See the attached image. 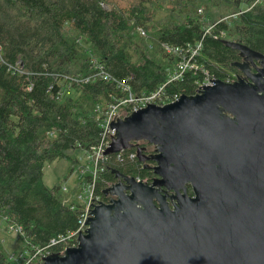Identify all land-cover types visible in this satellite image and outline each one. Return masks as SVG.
<instances>
[{
	"label": "trees",
	"instance_id": "obj_1",
	"mask_svg": "<svg viewBox=\"0 0 264 264\" xmlns=\"http://www.w3.org/2000/svg\"><path fill=\"white\" fill-rule=\"evenodd\" d=\"M225 41L264 53V0H0V220L20 230L33 256L79 228L81 206L48 187L43 170L65 159L71 175L76 150L103 139L96 106L124 97L117 81L135 95L163 88L179 97L195 95L207 77L231 82L241 57ZM196 44L198 68L173 79L178 58L163 45ZM97 66L114 81L93 77ZM116 154L96 182L105 202L114 170L153 181L138 158L120 164ZM0 264H16L2 243Z\"/></svg>",
	"mask_w": 264,
	"mask_h": 264
},
{
	"label": "water",
	"instance_id": "obj_2",
	"mask_svg": "<svg viewBox=\"0 0 264 264\" xmlns=\"http://www.w3.org/2000/svg\"><path fill=\"white\" fill-rule=\"evenodd\" d=\"M225 43L251 81L214 79L113 121L104 153L136 148L145 162L134 142L146 141L156 177L148 184L114 170L122 181L103 191L110 199L94 206L77 246L42 264H264V53Z\"/></svg>",
	"mask_w": 264,
	"mask_h": 264
},
{
	"label": "built area",
	"instance_id": "obj_3",
	"mask_svg": "<svg viewBox=\"0 0 264 264\" xmlns=\"http://www.w3.org/2000/svg\"><path fill=\"white\" fill-rule=\"evenodd\" d=\"M139 31L145 35V32L139 29ZM164 49L178 58L177 68L178 72L173 77V79H178L182 76L184 72L189 69H197L198 67L193 62V59L199 54L201 44H196L194 47H190L187 50L178 47H170L168 45H163ZM98 76L104 80H112L114 79L111 75L106 72L101 66L96 67V73L93 77ZM92 76L90 78H93ZM87 78V80H90ZM214 78L207 77L202 83L199 84L198 89L201 86L211 84ZM119 87L122 88L124 92V97L120 100H116L115 102H110L107 105H97L96 113L98 115V120H100V125L103 130V139L96 145L91 147L90 149L84 150L85 156L89 158L88 162L91 163V167H87L89 172L91 173V178L89 181L84 183L81 187L83 191L78 195L77 202L81 206V214L79 216L78 225L79 228L70 234L68 237H61L59 240H52L50 245L42 250H38L37 253L30 258L26 264L31 262L34 258H38L39 263L43 262V258L52 254L53 252H49L48 248L50 246L59 244L60 242H65L66 244L63 246V249L59 252H64L68 247H74L78 244V236L81 232L87 229L86 222L91 217V211L94 206L99 205L101 202H105L101 196L96 193V182L100 172H103L106 168V164L109 161L108 155L104 152L109 147L112 138L115 135V132H111L109 130L113 121L117 118H124L125 116L130 115L131 113L138 111L142 108L147 107L150 104H156L159 106L174 102L179 99V96H169L165 95L163 92V88L150 93V94H142L135 95L130 86L126 84V82L117 81ZM197 89V90H198ZM129 152L127 154L124 153L125 150L118 152L115 155V161L120 164H125L127 162H134L137 159V151ZM93 157H95V161H92ZM142 164V163H141ZM143 165V164H142ZM137 182H145L143 178L140 176L135 177ZM72 208H75V205H72ZM15 228V227H14ZM19 230V229H18ZM20 231V230H19ZM75 238L77 243H67L69 238ZM48 250V251H47Z\"/></svg>",
	"mask_w": 264,
	"mask_h": 264
},
{
	"label": "rangeland",
	"instance_id": "obj_4",
	"mask_svg": "<svg viewBox=\"0 0 264 264\" xmlns=\"http://www.w3.org/2000/svg\"><path fill=\"white\" fill-rule=\"evenodd\" d=\"M75 156L79 162L71 175H67L70 162L65 159L47 163L43 170V182L48 187L59 186V194L68 205L79 204L76 199L83 191L81 186L91 178V173L87 168L91 167V163L88 162L89 158L85 156V152L76 150ZM95 159L93 157L91 160L92 165ZM0 243L4 245L7 256L16 264H24L33 258L31 252L25 248L23 234L17 228L8 225L5 220H0Z\"/></svg>",
	"mask_w": 264,
	"mask_h": 264
},
{
	"label": "flooded vegetation",
	"instance_id": "obj_5",
	"mask_svg": "<svg viewBox=\"0 0 264 264\" xmlns=\"http://www.w3.org/2000/svg\"><path fill=\"white\" fill-rule=\"evenodd\" d=\"M240 61H242V58H240ZM249 66H250V73L256 74V66H258V62L256 61L254 65L253 64H249ZM263 78H264V76H263ZM238 79H244L247 82H250L251 81L248 77H246L239 70L235 73V77L232 78V79H230V80H231V82H233V81H236ZM220 110H221V115L222 116L228 117L230 119H233L234 118V116L231 113H229L228 111H226V110H224L222 108H220ZM134 144H136L138 147L143 148L142 153L146 157H148L149 159L147 161L141 162V163L143 164L144 168H145V166H148V168H145L146 170H151V167H154L155 166V162L151 159V157L153 155H156V147L154 145L146 142V141L134 142ZM125 176L135 178V176H132V175H125ZM155 177L156 176L154 174L153 177H152V179H154ZM119 181H122V179L121 178L119 179V178L116 177V180H115L114 183H117ZM145 181H147L148 184L151 183V182L148 181V179L145 180ZM114 183H112V184H114ZM185 188H186V193L188 194V196H194L193 189H192V187L189 184H187ZM166 193L168 194V196H172L174 194L173 191H167Z\"/></svg>",
	"mask_w": 264,
	"mask_h": 264
}]
</instances>
